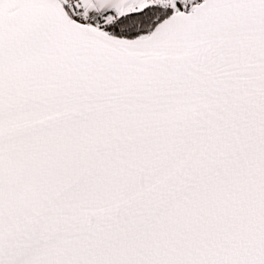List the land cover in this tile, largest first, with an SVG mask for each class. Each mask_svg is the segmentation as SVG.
Segmentation results:
<instances>
[{
    "label": "snow or ice",
    "instance_id": "obj_1",
    "mask_svg": "<svg viewBox=\"0 0 264 264\" xmlns=\"http://www.w3.org/2000/svg\"><path fill=\"white\" fill-rule=\"evenodd\" d=\"M0 264H264V0H0Z\"/></svg>",
    "mask_w": 264,
    "mask_h": 264
}]
</instances>
